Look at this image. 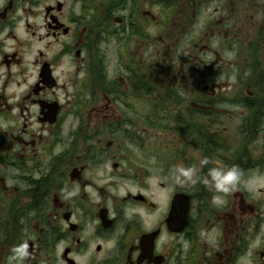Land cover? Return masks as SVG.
Masks as SVG:
<instances>
[{"label":"flooded vegetation","instance_id":"1","mask_svg":"<svg viewBox=\"0 0 264 264\" xmlns=\"http://www.w3.org/2000/svg\"><path fill=\"white\" fill-rule=\"evenodd\" d=\"M0 264H264V0H0Z\"/></svg>","mask_w":264,"mask_h":264}]
</instances>
